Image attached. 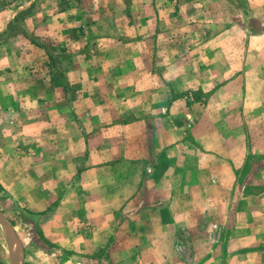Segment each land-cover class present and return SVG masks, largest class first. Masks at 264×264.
Returning <instances> with one entry per match:
<instances>
[{
  "label": "rangeland",
  "instance_id": "obj_1",
  "mask_svg": "<svg viewBox=\"0 0 264 264\" xmlns=\"http://www.w3.org/2000/svg\"><path fill=\"white\" fill-rule=\"evenodd\" d=\"M18 53L25 57V64L33 65L35 76L27 74L26 68L15 87H25L32 80H58L67 89L68 104L80 106L88 134L125 135V145L140 143V138L156 135L158 130L168 140L211 136L215 133L206 129L220 132L223 124L232 122L238 128H227L230 137L245 142L244 135L254 130L249 124L264 113V0H0V58ZM99 71L103 76L92 80V73ZM13 77L8 76L5 88H11ZM145 89L164 92L150 96L142 92ZM155 99L163 104L160 117L150 102ZM42 103L37 102L34 113L40 122L47 111ZM130 103L131 113L126 115L124 106ZM116 109L119 116L114 119L111 114ZM154 119L163 120L165 126ZM126 122L131 125L127 131L116 128ZM58 130L71 133L65 127ZM111 146L120 149L116 143ZM123 162L104 169V177L112 171L125 173L129 168ZM151 164L155 167L156 161L150 160ZM219 178L226 187L222 197L226 195L227 200H237L245 193L232 191L242 177ZM243 180L254 182L255 189L264 186L263 177ZM203 182L197 176L200 189L206 191L203 194L209 190L216 204L221 193L206 189ZM142 186L126 191L129 202L144 199ZM0 211L17 242L10 250L14 238L9 233V242L5 240L0 222V264H180L177 258L183 261L189 256L196 237L217 245L232 215V209H213L207 223L199 225L202 231H182V237L177 232L174 250L178 254L162 263L142 251L131 255L138 245L133 247L134 241L123 234L102 248H85L84 239L70 241L68 233L46 225L44 217L35 215L28 205L1 192ZM49 235L53 239L45 238Z\"/></svg>",
  "mask_w": 264,
  "mask_h": 264
},
{
  "label": "crops",
  "instance_id": "obj_2",
  "mask_svg": "<svg viewBox=\"0 0 264 264\" xmlns=\"http://www.w3.org/2000/svg\"><path fill=\"white\" fill-rule=\"evenodd\" d=\"M94 58L98 60V56ZM24 62L25 57L19 53L0 58L1 193L28 205L35 215L44 217L46 225L53 224L58 226L56 231L68 233L70 241L84 239L86 246L99 249L117 234H123L125 239L134 241L133 247L138 245L131 255L142 251L160 258L162 263L178 254L174 250L177 232L182 237V231H202L199 225L207 223L211 210L232 209L230 227L221 232L217 245L205 237H196L189 256L183 261L176 258L180 264H264V186L255 189L254 182L243 180L248 176L264 178V113L257 114L249 124L250 130H254L247 133L248 137L242 134L245 142H240L241 137H230L227 128H238L232 122L223 124L220 132L206 129L215 133L211 136L189 135L179 141L168 140L158 130L156 135L140 138V143L125 145V135L110 136L108 131L98 137L88 134L80 106L68 104L67 89L58 80H32L25 87H15L26 68L27 74L35 76L33 65ZM103 74L93 72L91 79L99 80ZM9 75H14V81L11 88H5ZM142 92L158 96L164 90ZM39 101L47 110L41 122L34 114ZM150 102L159 113L162 101ZM130 106L131 103L124 106L126 115L131 113ZM71 113L72 118L68 117ZM118 114L116 109L111 116L115 119ZM154 120L165 126L163 120ZM130 126L126 122L116 128L127 131ZM61 127L71 129V133L59 131ZM257 128L261 130L256 132ZM114 143L120 145L119 150L111 146ZM260 148L262 151L258 152ZM152 159L156 161L155 167L149 165ZM123 160L121 164L129 168L125 173L112 171L108 178L104 177V169ZM223 175L242 177L232 189L245 191L237 200L222 197L226 187L219 177ZM197 176L203 177L206 189L221 193L216 204L209 190L203 194L206 191L200 189ZM140 183L144 199L129 202L126 191H135ZM95 192H100V196ZM59 216L60 220L55 221ZM77 224L83 225V229H73Z\"/></svg>",
  "mask_w": 264,
  "mask_h": 264
},
{
  "label": "water",
  "instance_id": "obj_3",
  "mask_svg": "<svg viewBox=\"0 0 264 264\" xmlns=\"http://www.w3.org/2000/svg\"><path fill=\"white\" fill-rule=\"evenodd\" d=\"M0 222L2 224V227H3V232L6 236V239L7 241L9 242V233L13 236L14 238V241H12V243L10 242L9 243V249L12 250L13 249V245L17 244L16 242V238H15V235L13 233V228L11 227L10 223L7 221V219L4 217V215L1 213L0 211ZM7 232V233H6ZM19 256V255H18ZM19 259H21V256H19ZM20 264H21V261H20Z\"/></svg>",
  "mask_w": 264,
  "mask_h": 264
}]
</instances>
